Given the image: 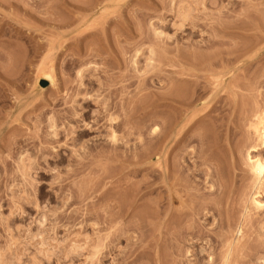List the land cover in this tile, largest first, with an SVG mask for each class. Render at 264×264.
Here are the masks:
<instances>
[{"label": "rangeland", "instance_id": "374dc122", "mask_svg": "<svg viewBox=\"0 0 264 264\" xmlns=\"http://www.w3.org/2000/svg\"><path fill=\"white\" fill-rule=\"evenodd\" d=\"M60 1L0 0V264H222L209 235L201 255L170 245V96L195 88L197 109L214 96L247 168L264 112V0ZM241 215L232 238L245 224L241 241H264Z\"/></svg>", "mask_w": 264, "mask_h": 264}, {"label": "bare ground", "instance_id": "6f19581e", "mask_svg": "<svg viewBox=\"0 0 264 264\" xmlns=\"http://www.w3.org/2000/svg\"><path fill=\"white\" fill-rule=\"evenodd\" d=\"M61 1H63V4H65V6L68 5V7H71L69 6L70 1L69 2L67 0H61ZM80 1L82 2L83 0H79L78 2L79 4H80ZM80 6L84 7V4L82 5L80 4ZM80 6L78 7L82 9V7ZM78 7H76V9ZM46 8H49V7H46ZM83 12H84V9H83ZM83 12L82 13L80 12V13L85 14ZM104 16L105 18L107 17L106 15H102L101 16L102 21L101 19L100 21L101 22L104 21L103 23H105L106 22L105 20H107V22H109L108 20L110 18H106L104 20L103 19ZM103 23H101L102 25L100 24L102 27L100 28L97 27L100 29L101 33L103 32ZM89 33L91 34V32ZM76 41L78 42V40ZM107 48H110V47H107ZM114 53L113 54L110 53V54L115 56ZM134 55L136 56V54ZM134 59L136 58L133 57V60ZM40 75L41 77H38L39 80L43 79L47 81L50 85L53 83L52 81L53 77L50 76L49 72L41 73ZM176 86L178 87V85ZM172 89L173 88H171L170 86V90ZM194 89H191V90L182 89L181 90L178 87L176 88V91L180 90V92L178 94L176 93L177 94V96L175 95L176 98L172 97L175 100L171 98L172 95L170 96V242H171L170 245L174 243L176 247H179V245L181 243H184L185 240H188V241L190 240V242H192L191 244L193 245V247L194 246L196 247L195 253H193L192 255H195V256L199 254L201 255V253H203V251L207 248H205V246L203 247L204 244L202 246H198L197 242L198 241L201 242L202 239L205 240L206 239L205 236L209 235L208 238L210 239H207V240H210L209 242L213 243L212 247L217 248L220 245L223 246V247L220 246L221 249L224 248V246L226 247V250L224 248V251L222 254L223 255L221 259L222 264H228L230 260H234V261L237 260V261H240L241 264H248L250 261V258L254 256L253 254L256 255L257 253H259V251H264V241H261V240L255 241L257 240L255 239L256 237L254 238L255 240L253 239L255 244H252L254 243L253 240L252 242L251 241L250 242L241 241V239L243 238L242 233L244 232V230L243 232L241 230L245 228V224L243 225L242 229H241L242 225L240 224L241 227L239 228L241 230H239L238 228L239 232H241L240 233L241 236L238 232L240 238L237 235L235 237L234 234L233 236L235 238L237 237L238 238L237 239L232 238V232L234 231V228L236 227L235 225L236 223H233V222L236 219V216L237 215L239 216L240 213H242L241 218L243 219L246 218L245 219L246 223L250 221L249 219L253 218L251 217V215H253L254 219H251V221L253 220V222L256 221L255 223H257L256 225L252 222L254 225H256V228H257L255 229L257 238L261 237V235L264 236V112L262 111L261 113L259 112V114H256V118L255 116H253L256 119V121L255 122L253 121L254 123H251L252 127L249 125L252 129L254 128L253 132H254V135H256L255 136L256 143L253 144L251 147L247 146L248 150L245 154L247 168L244 169L241 166L242 164L240 165V158H238L239 154L241 153V148H243V144L242 143L239 144L238 142L239 139H236V131L234 130L233 127H231V125L233 126V124H230L232 120L231 121L229 120V115H228L229 113L226 115L227 112L224 114V112L222 111L223 112L222 114L220 110L221 107L219 108L218 105L216 104L217 100L213 102L214 96L210 97L209 102L208 103L206 102L205 105H202L201 106L202 108L199 107L200 109H197L195 106L196 105L195 103L199 100L200 95L195 94L196 92ZM173 110H177L178 112L179 111L183 112L187 115L189 114L188 117L187 115L186 116L183 115L182 116L183 118L179 119L180 121L183 120L180 130H176L175 125H173L174 122L176 125L179 124L180 122L179 121L178 123H176L177 122V120H175L176 116L174 117L173 113H171V111ZM180 112L179 114H181ZM201 120L204 121L203 123L205 124L202 123L204 126L202 125L203 127L201 128L199 127V129L201 130L197 131L194 129V127ZM115 124L117 125L119 123H115ZM111 139L112 141L114 140V135H112ZM118 144L120 145V143ZM248 144L249 143H247V145ZM190 145L193 147H191ZM189 146L193 149L188 150V151L186 150L187 152L184 153L186 148L189 149ZM179 158H181L183 161L180 162L181 160L179 161ZM217 198L219 201L216 200ZM238 201L242 202L241 206H239V204L241 203H239ZM174 202L180 203L179 209L178 208L175 209L173 207L172 204ZM233 203L236 204V206H237V203H239L238 204L239 208H237L238 206L233 207L234 205ZM238 212L240 213L238 214ZM122 214L123 213H121V215ZM247 218L249 219L247 220ZM200 219L203 222L202 221L200 222L199 221ZM243 219L241 222L242 224L245 222V221L243 222ZM209 221L211 222L209 223L212 226L211 229L205 228L206 227L205 224L207 225ZM235 222L238 223L237 220H235ZM233 224L235 225V227ZM252 227L250 225L249 228H252ZM208 231H210L211 233H209ZM246 232L247 230L244 232V234ZM112 236H114L115 238L114 233ZM109 250H108V253H109ZM129 250L131 251L133 249H129ZM220 251L218 253H220ZM174 252H175V249H174ZM238 253L241 255V258L239 257V259L237 257L239 255ZM246 257H247L246 260H242ZM133 261H132V264H133ZM260 261L262 264H264V261H262V259H260ZM119 263L121 264V262ZM122 264H123V261H122Z\"/></svg>", "mask_w": 264, "mask_h": 264}, {"label": "water", "instance_id": "95a60500", "mask_svg": "<svg viewBox=\"0 0 264 264\" xmlns=\"http://www.w3.org/2000/svg\"><path fill=\"white\" fill-rule=\"evenodd\" d=\"M44 84V83H43Z\"/></svg>", "mask_w": 264, "mask_h": 264}]
</instances>
